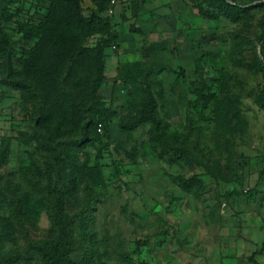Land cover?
<instances>
[{"label":"rangeland","instance_id":"obj_1","mask_svg":"<svg viewBox=\"0 0 264 264\" xmlns=\"http://www.w3.org/2000/svg\"><path fill=\"white\" fill-rule=\"evenodd\" d=\"M49 2L11 4L17 54V21L39 22ZM262 2L210 18L191 0L124 1L96 98L72 90L53 130L39 99L6 84L18 60L0 56V264H47L37 247L57 239L71 246L57 264H264L262 13L249 9ZM80 74L98 75L87 62ZM149 92L159 141L135 126Z\"/></svg>","mask_w":264,"mask_h":264},{"label":"trees","instance_id":"obj_2","mask_svg":"<svg viewBox=\"0 0 264 264\" xmlns=\"http://www.w3.org/2000/svg\"><path fill=\"white\" fill-rule=\"evenodd\" d=\"M15 1L21 0H0V56L6 58L7 64L15 59L19 63V69H12V79L6 84L20 91L23 100L39 99L38 122L53 130L58 128L56 124L62 125L65 122L64 117H57L56 113L57 107L64 113L68 110L66 103L62 101L63 97H69L72 90H78L80 93L77 97L95 99L104 80L106 50L116 47L115 42L118 41V35L111 24L112 16L107 14L110 0H92L96 10L89 16L84 13L83 0H49L48 11L39 22L31 19L26 22L17 21V31L21 34L23 46L19 54L15 52L12 36L5 29L18 14L11 6ZM191 1L196 2L201 14L210 18L219 14L233 17L247 12L246 8L237 4V0ZM204 2L213 5L216 13H207L202 4ZM144 3H150V0H144ZM249 9L262 13L257 44L262 47L261 71L264 78V2ZM95 35H100L99 41L91 49L86 48V41ZM84 62L98 74L92 80L82 78L80 74V66ZM34 82L39 87L34 86ZM258 101L264 108V90ZM145 123L151 124V133L156 140L163 138V121L158 114V103L152 92L147 95L135 126ZM60 203V199H57L55 215L59 216L58 220ZM66 241L43 240L37 251L47 264H57L58 260L71 252V246ZM251 261L259 264L252 257Z\"/></svg>","mask_w":264,"mask_h":264},{"label":"built area","instance_id":"obj_3","mask_svg":"<svg viewBox=\"0 0 264 264\" xmlns=\"http://www.w3.org/2000/svg\"><path fill=\"white\" fill-rule=\"evenodd\" d=\"M126 0H110L109 8L107 10V14L109 16H113L116 12V9L119 5H121ZM101 127V125H100Z\"/></svg>","mask_w":264,"mask_h":264}]
</instances>
